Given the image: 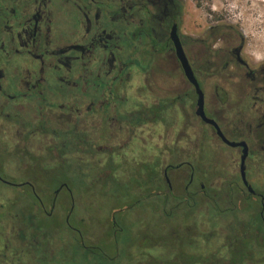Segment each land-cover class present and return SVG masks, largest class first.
I'll return each mask as SVG.
<instances>
[{
	"label": "flooded vegetation",
	"instance_id": "flooded-vegetation-1",
	"mask_svg": "<svg viewBox=\"0 0 264 264\" xmlns=\"http://www.w3.org/2000/svg\"><path fill=\"white\" fill-rule=\"evenodd\" d=\"M32 167L70 170L50 193ZM96 184L134 203L152 199L165 222L208 210L225 232L202 252L194 239L174 236L164 248L151 238L127 248L125 262L124 224L111 217L110 264H176L179 249L181 264H229L231 247L264 248V59L232 26L191 21L186 0H0V264L56 255L45 239L58 227L46 235L41 216L68 229L64 245L71 237L90 253L95 240L70 222L75 192ZM161 231L179 232L168 223V236Z\"/></svg>",
	"mask_w": 264,
	"mask_h": 264
},
{
	"label": "rangeland",
	"instance_id": "rangeland-1",
	"mask_svg": "<svg viewBox=\"0 0 264 264\" xmlns=\"http://www.w3.org/2000/svg\"><path fill=\"white\" fill-rule=\"evenodd\" d=\"M186 3L191 21L201 22L206 28L219 26L226 30V27L232 26L243 37L247 52L256 61L264 59V0H186ZM211 156L212 153L208 158ZM130 169L133 174V172L142 171L143 168L130 166ZM68 170L70 169L64 167L55 174L46 175V173L40 172V168L32 167L27 171V174L35 177L41 183H45L51 193L60 182L66 180ZM75 198V211L70 223L79 227L85 238L95 240L93 248L88 249L90 256L87 258L84 255V250L77 248L76 241L73 238L71 241V237H68V245H64L63 235L69 236L68 229L64 230V227L58 226L59 222L56 219L41 216L40 223L52 229L46 235H53L55 226L58 227L55 231L56 236H52L54 238L45 239L47 242L54 240L56 255L42 252L40 261L43 264H110L111 261L103 259V252L107 256H114V244L107 241L104 229L111 217H114L119 224H124V231L119 234L118 239L122 238L124 251L121 252V255L125 262H128L127 248L136 247L141 242L149 244L151 238H153V243H164L168 247L176 244V241L173 240L174 236H180L178 245L186 244L189 238L194 239L198 241L199 251L202 252L205 246L204 241H210V244L217 249L218 240H223L225 234V232L219 233L214 227L215 222H212V216L208 214V210L189 217L183 214L175 215L165 222L154 214L152 199H140L134 203V200L129 199L130 201H128V198L120 194V190L116 187L111 188L110 191H103L101 186L96 184L93 191L87 195L81 191L75 192ZM134 205H136L135 208ZM133 209L135 213H133ZM63 211H60L59 217L62 216ZM29 213L31 212L29 211ZM79 217L84 219L82 223H77ZM162 223L170 224L179 232L161 231L168 234V236H162L160 234ZM187 224L192 227H190V231L185 232L184 228ZM50 250L53 251V246L50 247ZM153 255L158 257L159 254L153 253ZM163 256H165L164 253ZM143 261L147 263L148 259L142 260V264Z\"/></svg>",
	"mask_w": 264,
	"mask_h": 264
},
{
	"label": "trees",
	"instance_id": "trees-1",
	"mask_svg": "<svg viewBox=\"0 0 264 264\" xmlns=\"http://www.w3.org/2000/svg\"><path fill=\"white\" fill-rule=\"evenodd\" d=\"M26 203L28 204V212H31V208L34 207L33 205V200H27ZM30 214V216H29ZM28 216L31 217L32 213H29ZM175 216V215H173ZM172 215H162V217L165 218H173ZM179 242V241H177ZM162 246H167L164 243H162ZM79 248V247H77ZM82 249V248H79ZM229 253H230V258H229V264H247L248 261L251 260V263L253 264H259L260 260H263L262 257H264V248L262 247H247V246H236V247H231L229 248ZM84 255L89 258L90 253L84 251ZM177 256V260L175 261L176 264H181L182 261L185 260V258H183L184 255V251L182 249H179L178 252L176 253ZM183 258V259H182ZM262 258V259H261ZM195 260V259H194ZM192 261V259L190 260V262ZM195 262V261H194ZM160 264V263H157ZM162 264H168V263H162Z\"/></svg>",
	"mask_w": 264,
	"mask_h": 264
},
{
	"label": "water",
	"instance_id": "water-1",
	"mask_svg": "<svg viewBox=\"0 0 264 264\" xmlns=\"http://www.w3.org/2000/svg\"><path fill=\"white\" fill-rule=\"evenodd\" d=\"M178 50H179V58L184 66V69L186 70V72L188 73L189 79L194 82L196 84L195 79L193 78L192 72H191V68L189 66L188 60L185 57L184 53L182 52V49L178 46ZM197 86V84H196ZM200 92V96H199V112L202 116H204V96L203 93L201 91ZM245 157H243L242 162H244Z\"/></svg>",
	"mask_w": 264,
	"mask_h": 264
}]
</instances>
